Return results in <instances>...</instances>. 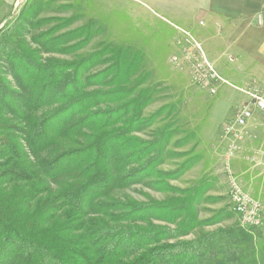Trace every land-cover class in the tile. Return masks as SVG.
I'll return each mask as SVG.
<instances>
[{
	"label": "trees",
	"instance_id": "trees-1",
	"mask_svg": "<svg viewBox=\"0 0 264 264\" xmlns=\"http://www.w3.org/2000/svg\"><path fill=\"white\" fill-rule=\"evenodd\" d=\"M54 5L26 4L0 31V264H264V220L259 230L238 222L183 239L198 225L188 206L200 193L165 183L189 160L157 169L165 155H182L167 149L174 129L157 127L148 141L130 136L165 112L142 116L155 90L141 53L107 43L71 60L43 57L78 51L100 33L93 20L66 30L77 15L38 18ZM96 66L104 68L91 74ZM144 178L184 196L145 203L116 196Z\"/></svg>",
	"mask_w": 264,
	"mask_h": 264
},
{
	"label": "rangeland",
	"instance_id": "rangeland-1",
	"mask_svg": "<svg viewBox=\"0 0 264 264\" xmlns=\"http://www.w3.org/2000/svg\"><path fill=\"white\" fill-rule=\"evenodd\" d=\"M33 1L35 0H0V31L16 19L26 4H31ZM54 1V7L41 11L37 15L38 18L54 16L60 20L77 15L78 18H74L66 30H72L86 24L89 20H93L99 26L100 33L93 36L87 45L78 51L51 52L43 54V57L71 60L76 54H87L101 50L100 48H103L104 44L107 43L130 46L133 51L141 53L142 71L148 76L147 85H151L155 90L152 95V102L143 110L142 116L148 117L160 107L164 108L165 112L151 126H147L141 131H131L130 136L148 141L157 127L169 124L174 129L175 133L172 135L167 149L182 155L179 158L165 155V161L157 169L165 173L172 172L189 160V167L181 176L167 180L165 183L181 191L194 189L200 193L197 194L199 203L188 206V208L194 209L198 225L190 233H182L181 236H185L183 239L192 240L194 236H199L204 232H212L218 228H225L238 223L237 215L233 212L227 196L225 178L222 173V156L225 151V143L221 135L223 122L233 112L232 109L237 107V102L241 98L243 101V95L228 86H223L215 95H210L194 82L191 65L193 59H201L202 55L208 56L205 45L202 44L201 46L198 43L200 48L198 53L194 44H185L187 46L184 48L186 50L185 58L184 49L175 48L173 42L169 41L175 35L174 26L169 22L167 23L151 5L143 6L141 1ZM62 4H70L72 8H60L59 6ZM168 19L172 21L171 18ZM201 21L204 26H199V29L204 30L206 29V21L209 19L200 17L197 18L196 23ZM51 24H55V22ZM51 24L43 25L40 28L44 30ZM73 43L74 41L70 44ZM174 57L178 58L177 63L173 61ZM103 68L104 66H96L91 69V74ZM135 77L134 75L131 79L134 80ZM7 78L11 80L13 85L15 84L11 77L7 76ZM92 88H98V86L94 85L89 89ZM100 107L104 108L105 105L102 104ZM262 145H255L254 149L262 148L263 150H261L264 151V144ZM245 153L244 159L237 158L233 161V168L242 181L243 187L251 193H249L250 195L261 201L264 220V168L249 163L246 156L250 155L251 152ZM243 171H248L252 178L251 181L249 177L240 175ZM150 178H144L143 182L133 184L121 192L118 191L116 196L125 195L129 199L143 203L149 199L162 201L171 196H184L170 193L167 189L155 190L148 184ZM161 213L164 214V212ZM218 213L223 218L219 219L218 223L209 225L207 221L214 220ZM149 220L153 224L165 226L171 230L177 229V226L164 221L150 219V217ZM242 227L246 226L242 225ZM259 229L261 227L256 230Z\"/></svg>",
	"mask_w": 264,
	"mask_h": 264
},
{
	"label": "crops",
	"instance_id": "crops-1",
	"mask_svg": "<svg viewBox=\"0 0 264 264\" xmlns=\"http://www.w3.org/2000/svg\"><path fill=\"white\" fill-rule=\"evenodd\" d=\"M137 1L143 2V6L151 5L167 23L188 31L196 43L205 45L208 51L206 59L230 83L243 86L251 80H264V0ZM200 17L209 19L204 30L199 29V26H204L202 21L196 23ZM174 33L169 41L179 50L186 48L185 44L189 43L187 39L177 29ZM227 56H231L233 60L228 62ZM241 101L242 98L223 125L234 115ZM254 144H264V125L256 113L247 124V136L240 144V150L233 161L237 158L244 159L245 152L252 153L262 149H254ZM240 175L249 177L250 181L252 179L248 171H243Z\"/></svg>",
	"mask_w": 264,
	"mask_h": 264
},
{
	"label": "built area",
	"instance_id": "built-area-1",
	"mask_svg": "<svg viewBox=\"0 0 264 264\" xmlns=\"http://www.w3.org/2000/svg\"><path fill=\"white\" fill-rule=\"evenodd\" d=\"M175 29L180 31L189 43L195 45L198 53L200 52L198 43L195 42L193 36L188 31L177 27ZM183 51H185L184 56L186 58V50ZM177 57L173 59L176 63L179 58ZM226 59L228 62L233 60L231 56H227ZM191 74L194 82L210 95H215L219 91V88L223 86L231 87L243 95L240 107L222 127L221 136L225 143V151L222 156V173L225 178L227 196L231 208L237 215L240 226L258 225L259 227L263 222V205L259 199L245 191L242 181L234 171L233 159L240 150V144L247 134V124L255 113L261 117L262 124L264 125V80L261 82L251 80L243 86H235L224 79L203 55L201 59H193ZM246 160L254 166L264 168V151L256 150L246 156Z\"/></svg>",
	"mask_w": 264,
	"mask_h": 264
},
{
	"label": "bare ground",
	"instance_id": "bare-ground-1",
	"mask_svg": "<svg viewBox=\"0 0 264 264\" xmlns=\"http://www.w3.org/2000/svg\"><path fill=\"white\" fill-rule=\"evenodd\" d=\"M244 226H246V227H256L258 225H244Z\"/></svg>",
	"mask_w": 264,
	"mask_h": 264
}]
</instances>
